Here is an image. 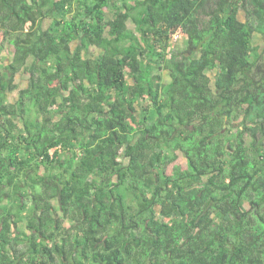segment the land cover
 Here are the masks:
<instances>
[{
    "label": "trees",
    "instance_id": "16d2710c",
    "mask_svg": "<svg viewBox=\"0 0 264 264\" xmlns=\"http://www.w3.org/2000/svg\"><path fill=\"white\" fill-rule=\"evenodd\" d=\"M256 36L264 0H0V264H264Z\"/></svg>",
    "mask_w": 264,
    "mask_h": 264
},
{
    "label": "rangeland",
    "instance_id": "374dc122",
    "mask_svg": "<svg viewBox=\"0 0 264 264\" xmlns=\"http://www.w3.org/2000/svg\"><path fill=\"white\" fill-rule=\"evenodd\" d=\"M241 18L244 19V14H241ZM129 33L131 35H133V36H136V37L140 36V32H139L138 29L132 28V30L129 31ZM186 46H187V38L185 36H183V38L180 41L171 42V47H170L169 51L171 53H173V52H184V50L186 49ZM254 46H255V48H257L259 50V52L264 54V38L263 37L256 36L255 37ZM13 51H14V49L12 47H7V49H5V51L0 54V58H1L0 61L2 59H4V58H6L8 61H11L12 60ZM0 67H1V65H0ZM263 67H264V65H263ZM159 74L162 75L163 80L165 82H167L169 80L168 74H166L164 72H159ZM17 81H18L20 89H25L27 87V85H28V81L24 77H19L17 79ZM17 96H18V91L13 93V94H11L10 97H9V100L11 102H14L16 100ZM140 112H141V110H139V114H140ZM239 123H240V120L236 121L235 125L237 126ZM177 164H179V165H181L183 167H185V165H186V159H185V157L183 156L182 153H180V157H179V160H178Z\"/></svg>",
    "mask_w": 264,
    "mask_h": 264
},
{
    "label": "built area",
    "instance_id": "2783aa9c",
    "mask_svg": "<svg viewBox=\"0 0 264 264\" xmlns=\"http://www.w3.org/2000/svg\"><path fill=\"white\" fill-rule=\"evenodd\" d=\"M183 33L181 30L177 31L172 35L171 42H178L183 38Z\"/></svg>",
    "mask_w": 264,
    "mask_h": 264
}]
</instances>
